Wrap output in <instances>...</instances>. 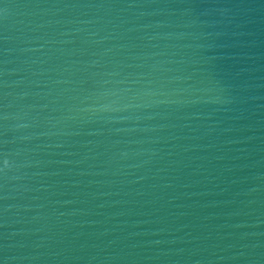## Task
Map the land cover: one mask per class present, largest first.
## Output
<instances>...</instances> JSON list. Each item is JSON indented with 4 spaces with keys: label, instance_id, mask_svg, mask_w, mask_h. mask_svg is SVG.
I'll return each mask as SVG.
<instances>
[{
    "label": "water",
    "instance_id": "obj_1",
    "mask_svg": "<svg viewBox=\"0 0 264 264\" xmlns=\"http://www.w3.org/2000/svg\"><path fill=\"white\" fill-rule=\"evenodd\" d=\"M0 169V264H264V0H0Z\"/></svg>",
    "mask_w": 264,
    "mask_h": 264
},
{
    "label": "snow or ice",
    "instance_id": "obj_2",
    "mask_svg": "<svg viewBox=\"0 0 264 264\" xmlns=\"http://www.w3.org/2000/svg\"><path fill=\"white\" fill-rule=\"evenodd\" d=\"M2 163H3V166L6 167L7 162L6 161H3ZM0 170H2V169H0Z\"/></svg>",
    "mask_w": 264,
    "mask_h": 264
}]
</instances>
